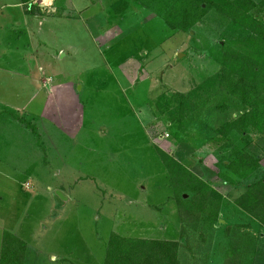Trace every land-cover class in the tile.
Returning a JSON list of instances; mask_svg holds the SVG:
<instances>
[{"label": "rangeland", "instance_id": "1", "mask_svg": "<svg viewBox=\"0 0 264 264\" xmlns=\"http://www.w3.org/2000/svg\"><path fill=\"white\" fill-rule=\"evenodd\" d=\"M18 2L0 0V251L10 231L28 244L25 264H104L117 232L178 240L182 264H264V223L234 202L264 176V135L247 145L259 168L234 186L219 170L244 142L224 146L213 129L236 108L187 114L185 134L156 113L159 96L221 69L236 28L214 9L187 32L155 0H55L41 30ZM159 148L214 181L228 201L220 223L182 216Z\"/></svg>", "mask_w": 264, "mask_h": 264}, {"label": "trees", "instance_id": "2", "mask_svg": "<svg viewBox=\"0 0 264 264\" xmlns=\"http://www.w3.org/2000/svg\"><path fill=\"white\" fill-rule=\"evenodd\" d=\"M158 1L155 0L157 12L175 31H190L210 9L219 11L224 20H228L230 29L236 28L235 33L228 32L230 40L224 37L229 41L220 46L221 69L187 95L175 93L167 96L164 93L159 96L160 111L156 113L168 115L172 121L171 130L185 134L183 123L187 122V114L209 108L222 112L236 108V117H225L213 130L224 146H229L231 135H240L244 142L236 148L230 160L223 161L228 172H222L223 167L219 170V178L223 182L240 185L260 165L259 158L247 147L252 143L251 135L253 132L264 135V0H160V7ZM22 2L28 5L27 10L35 12L34 0ZM237 43H240L239 47H235ZM27 126L32 127L31 124ZM159 152L170 174V184L176 191L182 216L192 221L220 223V211L228 201L215 187L214 181L186 167L171 153L161 148ZM234 202L264 223V176L249 183ZM27 247L23 238L6 231L0 264H25ZM180 249L178 240L126 237L113 232L104 264H182ZM232 255L226 256L228 264H236L231 261Z\"/></svg>", "mask_w": 264, "mask_h": 264}, {"label": "crops", "instance_id": "3", "mask_svg": "<svg viewBox=\"0 0 264 264\" xmlns=\"http://www.w3.org/2000/svg\"><path fill=\"white\" fill-rule=\"evenodd\" d=\"M56 2L59 3V0H56ZM22 3L23 2L21 0L20 4L18 2L15 5L21 7ZM47 13L48 12H46L45 10H42L39 6H37V9H35V12H31V11L26 9V10H24L23 13H18V15H21V17H23L21 19V21L23 22V25L25 27L30 28L32 26L31 23L34 22L35 25L39 26L40 29H41V27H43L45 25V23L47 22V20H48ZM14 23L16 24L17 22H14ZM51 86H53V85H51ZM43 87L46 89V92H48L47 88L50 87V86L46 85V86H43ZM52 92H53V93H51L52 95H49V93H47L46 104H45V106L43 107V110H42V112H43L42 115H44V116H46L45 114L48 113L49 103H51V99L54 96V91H52ZM13 127L16 129L17 128L16 124ZM14 128H12V130H14ZM151 239H153V238H151Z\"/></svg>", "mask_w": 264, "mask_h": 264}, {"label": "built area", "instance_id": "4", "mask_svg": "<svg viewBox=\"0 0 264 264\" xmlns=\"http://www.w3.org/2000/svg\"><path fill=\"white\" fill-rule=\"evenodd\" d=\"M55 0H34L33 5L39 6L42 10L49 12ZM50 6V7H49Z\"/></svg>", "mask_w": 264, "mask_h": 264}]
</instances>
